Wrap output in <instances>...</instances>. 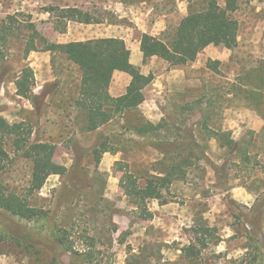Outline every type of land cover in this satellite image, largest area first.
<instances>
[{"label":"rangeland","instance_id":"rangeland-1","mask_svg":"<svg viewBox=\"0 0 264 264\" xmlns=\"http://www.w3.org/2000/svg\"><path fill=\"white\" fill-rule=\"evenodd\" d=\"M95 1L96 7L87 5L89 0H0V27H8L12 18L17 22L14 32L18 34L10 52L14 60L0 65V114L11 124L26 122L33 131V141L56 145L58 168L44 188L31 198V203L49 211L53 227L57 229L56 240L73 250L36 249L34 254H28L23 246L3 241L0 242V264H57L56 260L62 264H252L255 250L246 235L252 230L253 213L258 214L261 222L260 235L264 231V202H257L258 193L250 189L264 192L263 185L256 181H264V173L250 172L229 163L228 177L220 183L212 168L199 158L187 180L173 186L167 207L163 209L157 201H152L149 209L153 219L144 221L120 190L121 174L116 172L115 164H128L135 175L142 176L161 156L153 149L151 140L138 139L126 132L132 118L119 119L99 133L85 132L84 118L72 110L75 70L62 57L54 59L44 53L31 54L28 64L33 66L35 90L37 79L39 83L51 80L44 87L45 93L51 95L44 101L36 100V108L29 100L16 96L14 81L22 65L17 58L23 40L29 36L24 28L26 24L34 23L50 42L61 43L66 39L59 33L64 27L46 13L48 8L74 3L98 20L136 29L134 38L141 39L143 34L138 33L136 24L166 16L161 30L165 27L164 33L170 34L184 15H188L189 6L188 0ZM138 11L144 15L138 16ZM148 13L151 15L146 17ZM235 19L239 22L238 48L229 51L211 46L203 51L195 62L197 67L184 72L190 81L188 87L181 85L162 100L163 114L172 124L189 129V125H181L183 117L178 109L204 96V104H214L209 125L230 130L235 140L239 141L249 131L260 133L264 128V120L241 96L229 94L238 78L249 70L264 69V0H248ZM153 37H162V32ZM210 60L221 63L219 75L207 69ZM155 71L162 73L163 69ZM193 131L199 144L207 148V157L221 168L228 161L227 152L207 141L199 126ZM260 141L258 148L264 162V144ZM101 144L121 152L105 154L97 167L92 150ZM6 150L11 158L6 174H0V187L24 194L32 164L15 156L10 142L6 143ZM5 198L2 195L1 201ZM200 220L217 230L220 242L203 251L200 260L194 263L183 257L181 249L196 244L193 227ZM0 221V225L11 222L1 211ZM262 239L259 246L264 244V235ZM89 240L94 241V247L89 246ZM76 252L88 254L90 261L81 262ZM261 253L264 255V248Z\"/></svg>","mask_w":264,"mask_h":264},{"label":"trees","instance_id":"trees-1","mask_svg":"<svg viewBox=\"0 0 264 264\" xmlns=\"http://www.w3.org/2000/svg\"><path fill=\"white\" fill-rule=\"evenodd\" d=\"M248 0H188V15L183 18L172 33H163L162 37H152L147 34L141 36V52L144 63L148 59L157 57L169 65V68H180L196 62L198 56L208 47H223L229 51L238 48L239 22L235 19L245 2ZM46 13L52 15L63 26L60 34L66 31L69 22L94 25L101 24L83 7L71 8L50 7ZM10 25L0 27V65L14 60L11 57L12 46L17 43L18 34H15L16 20L10 18ZM29 36L23 40L18 61L22 63L20 71L14 81L16 95L29 100L37 107V101H44L51 94L43 89L39 95L34 94L36 87L35 74L27 63L32 53H50L55 59L62 57L67 63L75 66L79 73V84L72 104L76 112L84 118V131L87 133L100 132L115 121L128 120L125 128L133 137L151 140L153 149L161 156L151 170L135 175L128 164L116 162L115 169L120 173L119 188L134 208V212L144 221L153 219L149 209L152 201L166 205L167 197L173 186L185 182L197 160L202 158L206 165L215 172L217 181L228 177V164L234 167H245L250 172L264 173V162L258 144L263 140L264 128L260 133L247 132L239 141L233 138V133L222 128L211 127L213 119L210 109L214 104H204V96L195 102L179 107L182 126L178 127L169 119L164 118L158 124H152L137 116L138 108L145 102V89L152 84L153 75L144 76L140 68L130 62V50L122 40L100 39L81 43L60 44L50 42L43 36L34 23L26 24ZM219 61H209L207 69L219 75ZM1 69V68H0ZM115 72H122L131 77V83L126 95L113 98L109 88ZM230 90V95L242 97L250 108L264 120V69L254 68L245 76L238 78L237 83ZM242 94L244 96H242ZM214 103V102H212ZM187 115V117H186ZM198 116L196 122L191 120ZM200 127L207 141H216L219 148L226 151L228 161L218 168L207 157V148L202 147L193 131ZM33 131L26 122L11 124L0 114V174H6L9 169L11 154L6 150V143L10 142L15 156L28 160L32 164L31 178L24 194L0 187V211L9 224L0 225V242L6 241L23 246L28 254H34L36 249L44 251L71 252L72 247L66 246L63 241L56 240L57 229L53 227L49 211L33 206L31 198L39 193L46 185L50 176L57 170L55 155L56 145L32 140ZM121 150L104 144L92 150L95 164L99 167L103 156L107 153L116 155ZM195 162V164H194ZM263 185L264 181L257 179ZM246 187V186H245ZM258 193L257 202H264V192ZM5 199L1 201V196ZM253 213L250 230L246 239L255 250L252 264L264 261L261 253L264 231L260 235V219ZM1 222V221H0ZM26 222V224L24 223ZM33 225V227L31 225ZM196 244L181 249L183 257L194 263L200 260L203 251L212 245H218L217 230L206 225L202 220L196 221L193 227ZM261 237V238H260ZM89 246L94 247V241L89 240ZM250 248V249H251ZM81 262L88 263V254L75 253ZM57 264H62L56 260Z\"/></svg>","mask_w":264,"mask_h":264},{"label":"crops","instance_id":"crops-1","mask_svg":"<svg viewBox=\"0 0 264 264\" xmlns=\"http://www.w3.org/2000/svg\"><path fill=\"white\" fill-rule=\"evenodd\" d=\"M87 5L96 7L98 6V3L95 0H89V3ZM76 6L78 7L79 5H75L74 3H71V4L62 5V8H71ZM137 15L143 16L144 14L138 11ZM150 15L151 13H148L146 17H149ZM185 17L186 15H184V18ZM140 19H142V17H140L138 20L140 21ZM165 19L166 16H161V17L158 16L150 23L147 22V23L136 24V27L138 29L137 31L139 34H147V35H151L152 37L154 34H159L161 32L163 34L165 32V27L163 30H161V23ZM61 34H64L63 36H65L66 39L63 40L60 44L81 43V42L100 40V39H118L124 41L131 53L130 55L131 64L134 65L135 67L140 68V71L144 76L147 77L149 75H153L154 77L152 84L149 85L144 91L145 102L138 108V111L136 113H133V114H137V116H140L141 118H144L146 121H149L152 124H158L164 118H166V116H164L162 111V107H163L162 100H164L166 94L169 92H173V90L179 88L181 85H185V87H188L190 81L188 78H186L184 72L189 71L188 69H195V67H197L195 66L196 63L194 62L192 64L180 68H169V65L166 62H164L163 60L157 57L148 59L147 62L144 63V56L141 52V39L134 38V34H136V29L128 27L121 23L113 24L107 21L106 22L102 21L101 24L85 25V24L69 22L67 24L66 31H64ZM210 47H208L207 49H209ZM44 54H47L48 57L52 56L50 53H44ZM202 54L203 52L198 56L197 59H199V57ZM70 66L76 72L75 73L76 80L74 83V87H76L75 88L76 90L79 84V73L78 70L75 68V66L73 65ZM157 68H162L163 72L162 73L156 72L155 70ZM50 81L51 80H47L39 83L37 79L38 82L37 89L34 90V94L39 95V93H42L45 85L52 83ZM130 83H131V77L129 75L122 72H115L109 88L110 96L113 98H120L126 95ZM15 93H16V87H15ZM75 96H76V91L74 97ZM73 99L74 98L72 97V100ZM72 110L76 112L74 106ZM97 132L98 131H96L95 133ZM212 142H214L218 146L216 141L212 140ZM166 205H162L163 206L162 208L163 209L166 208L167 207Z\"/></svg>","mask_w":264,"mask_h":264}]
</instances>
